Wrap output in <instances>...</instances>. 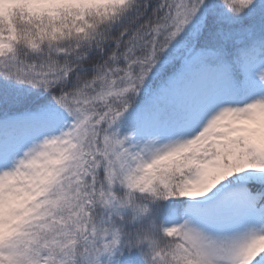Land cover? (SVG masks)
<instances>
[{"label":"snow or ice","instance_id":"obj_1","mask_svg":"<svg viewBox=\"0 0 264 264\" xmlns=\"http://www.w3.org/2000/svg\"><path fill=\"white\" fill-rule=\"evenodd\" d=\"M0 264H264V0H0Z\"/></svg>","mask_w":264,"mask_h":264}]
</instances>
